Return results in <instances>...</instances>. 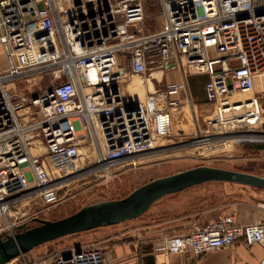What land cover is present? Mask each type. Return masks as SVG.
<instances>
[{"label":"built area","instance_id":"1","mask_svg":"<svg viewBox=\"0 0 264 264\" xmlns=\"http://www.w3.org/2000/svg\"><path fill=\"white\" fill-rule=\"evenodd\" d=\"M160 5V28L145 31L143 0H0V42L14 60L0 70L3 238L41 219L38 214L59 201L62 186L133 161L171 136L170 109L191 100L183 79L162 81L165 71L205 74V100L219 115L232 106L255 105L254 79L264 71V0H160ZM38 39L49 46L41 60L31 53ZM149 74L156 86L134 99L128 84L135 78L142 83ZM31 76H48L51 86L15 95L13 83ZM244 117L257 118V112L220 123ZM214 136L202 138L205 149L230 145L225 134ZM85 157L92 163L83 168ZM239 239L264 251V219L241 223L234 213L219 215L164 238L158 248L201 255ZM24 255L17 257L22 264L108 263L98 245L67 247L32 261ZM257 264H264V254Z\"/></svg>","mask_w":264,"mask_h":264},{"label":"rangeland","instance_id":"2","mask_svg":"<svg viewBox=\"0 0 264 264\" xmlns=\"http://www.w3.org/2000/svg\"><path fill=\"white\" fill-rule=\"evenodd\" d=\"M144 2V30L154 31L159 29L162 24L160 0H144ZM37 41L36 49L31 53L35 60H41L49 46L44 39H38ZM5 45V43L0 42V70L6 64L14 63L9 49H4ZM124 64L127 65V62L125 61ZM165 74L162 79L163 82L175 81L179 77L185 82L187 79L189 86L187 83L186 85L191 100L189 106L177 110L174 115L171 114V136L159 139L156 143V149L148 157H138L142 154L138 155L133 161L115 165L106 173L97 172L84 175L62 186L59 190V201L43 209L38 214L39 218L46 220L60 219L76 212L85 205L123 198L138 186L152 179L199 165L264 173V137L251 136L252 134L264 135V84L259 87L260 90H257L256 84L254 86L253 94L256 97L254 106L231 110L219 115L214 105L207 103L204 99L203 86L207 79L205 74H200L199 78H196L198 74H190L184 69L170 71L169 74ZM151 75L149 74L141 79L144 81L143 84L137 78L128 84L129 92L135 97L134 99L142 98L145 91L152 90L156 86L157 83L151 78ZM153 76L159 78V73L154 72ZM50 86L48 76L42 78L31 76L16 80L11 89L15 95L21 96L42 93ZM246 96L248 94L239 95L241 98ZM245 111L257 112V118L254 122L236 121L226 123L224 126L220 123L221 118L241 117L245 114ZM195 116L198 119L199 117L210 119L211 125L207 129L203 127L198 135L192 136L191 134L196 125L194 123ZM218 134H225L226 138L229 137L230 145L221 150L205 149V145L200 142L202 138L211 135L216 137ZM242 134L245 136L237 137V135ZM196 140L197 142H194ZM184 144L186 146H183ZM91 163L92 160L85 157L82 160V167L86 168ZM180 195H185L181 204L185 209L204 210L205 213L215 209L219 212V215H225L238 209L245 217H254L256 220L259 218L258 214L262 211V205H264V195L258 190H254L250 186L229 182L203 183L184 190ZM244 201L252 203L255 207H242L241 202ZM42 208L38 207L37 209ZM135 221L136 219L125 221L116 224V227L135 223ZM36 224V222H33L29 226ZM92 233L93 231L90 230L50 241L29 251L24 255V258L26 260L42 259L60 249L76 246V244H73L76 242L86 243L85 246L95 245L88 244L93 241L90 240L93 238L90 235ZM7 264H22V259L20 257L15 258Z\"/></svg>","mask_w":264,"mask_h":264},{"label":"crops","instance_id":"3","mask_svg":"<svg viewBox=\"0 0 264 264\" xmlns=\"http://www.w3.org/2000/svg\"><path fill=\"white\" fill-rule=\"evenodd\" d=\"M145 4L143 0V5ZM166 73V74H165ZM165 71L164 74H169ZM200 74L196 75L199 78ZM179 79H181L179 77ZM179 79H175L179 80ZM170 82V81H167ZM189 86V81L186 79ZM259 87L264 84V71L254 79V85ZM188 89V88H187ZM204 92V86H203ZM186 90V94H188ZM205 99V97H204ZM206 101V100H205ZM189 106V105H188ZM185 106L170 109L174 115L177 110ZM199 111V110H198ZM200 120V121H199ZM196 123L192 136L198 135L204 127H210V119L206 117L195 116ZM156 148L142 154L138 157H148ZM260 149V148H259ZM264 177V173H258L252 170H239ZM237 184V183H236ZM242 185V184H240ZM247 186V185H242ZM251 187V186H250ZM264 195V190L251 187ZM250 190V189H249ZM184 191V190H183ZM183 191L165 195L155 201L149 209L141 216L135 218V223L122 227L116 225L99 227L93 229L90 234L93 238L91 243L98 245L107 256V264H257L264 254L259 245L246 247L239 239L233 245L226 248L211 250L201 255H195L190 250L171 251L159 249L158 245L164 238L173 237L188 233L195 226H203L219 216L215 209L205 213L204 210H193L183 208L182 200L185 195H180ZM240 205V204H239ZM242 207H255L250 202H241ZM262 211L258 214V219L254 217H245L241 211L234 210V213L241 223H250L264 219V205ZM134 220V219H132ZM130 221V220H128ZM78 248L87 245L86 243H73ZM34 259H29L32 261Z\"/></svg>","mask_w":264,"mask_h":264},{"label":"water","instance_id":"4","mask_svg":"<svg viewBox=\"0 0 264 264\" xmlns=\"http://www.w3.org/2000/svg\"><path fill=\"white\" fill-rule=\"evenodd\" d=\"M252 135L264 137L259 134ZM207 182L237 183L264 190L262 176L215 166H195L152 179L123 198L85 205L56 220L37 219L34 226L26 228L22 224L15 234L6 235L4 238L0 235V264H7L18 256L59 238L135 219L161 197Z\"/></svg>","mask_w":264,"mask_h":264},{"label":"bare ground","instance_id":"5","mask_svg":"<svg viewBox=\"0 0 264 264\" xmlns=\"http://www.w3.org/2000/svg\"><path fill=\"white\" fill-rule=\"evenodd\" d=\"M143 98V97H142ZM142 98H137V99H142ZM248 105V104H247ZM240 108H242V106H240V105H238V106H232V107H230V108H227V109H225V111H227V110H238V109H240ZM247 118V119H246ZM255 119L256 118H252V117H244V118H241V119H238V120H234V121H239V122H243V121H245V120H247V121H250V122H254L255 121ZM229 134V133H228ZM250 136V135H249ZM253 136V135H252ZM225 137V136H224ZM227 137V136H226ZM232 137V136H231ZM235 137V136H234ZM238 137V136H237ZM241 137H243V136H241ZM212 138V137H211ZM229 138V137H228ZM236 138V137H235ZM240 138V137H239ZM252 138V137H251ZM200 142H202L203 143V141H200ZM199 142V143H200ZM35 143H39L38 141H35ZM165 143V142H164ZM191 145V144H190ZM195 145V144H194ZM161 146H163V145H161ZM161 146H159V147H161ZM181 146V145H180ZM183 146H186L185 144L183 145ZM165 147V146H164ZM175 147V146H174ZM177 147V146H176ZM175 147V148H176ZM179 147V146H178ZM172 149V148H171ZM186 149V148H185ZM174 150V149H173ZM35 151H37V153H39V152H41L42 151V148H41V146L40 145H37V147H36V149H35Z\"/></svg>","mask_w":264,"mask_h":264}]
</instances>
